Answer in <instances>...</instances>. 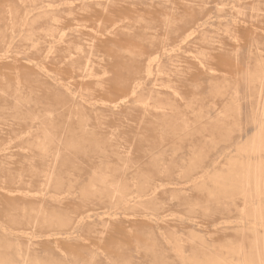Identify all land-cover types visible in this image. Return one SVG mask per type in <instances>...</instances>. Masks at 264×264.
Returning a JSON list of instances; mask_svg holds the SVG:
<instances>
[{
    "label": "rangeland",
    "instance_id": "374dc122",
    "mask_svg": "<svg viewBox=\"0 0 264 264\" xmlns=\"http://www.w3.org/2000/svg\"><path fill=\"white\" fill-rule=\"evenodd\" d=\"M0 264H264V0H0Z\"/></svg>",
    "mask_w": 264,
    "mask_h": 264
}]
</instances>
